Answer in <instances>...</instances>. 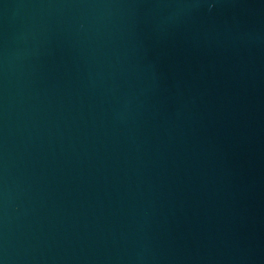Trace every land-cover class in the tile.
<instances>
[{"label":"water","instance_id":"95a60500","mask_svg":"<svg viewBox=\"0 0 264 264\" xmlns=\"http://www.w3.org/2000/svg\"><path fill=\"white\" fill-rule=\"evenodd\" d=\"M0 264H264V0H0Z\"/></svg>","mask_w":264,"mask_h":264}]
</instances>
